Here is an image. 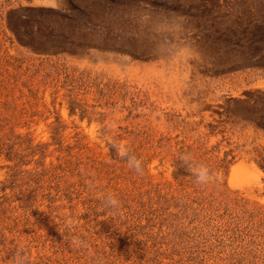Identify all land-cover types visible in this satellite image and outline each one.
<instances>
[{"label":"rangeland","instance_id":"374dc122","mask_svg":"<svg viewBox=\"0 0 264 264\" xmlns=\"http://www.w3.org/2000/svg\"><path fill=\"white\" fill-rule=\"evenodd\" d=\"M0 264H264V0H0Z\"/></svg>","mask_w":264,"mask_h":264},{"label":"clouds","instance_id":"9594fccd","mask_svg":"<svg viewBox=\"0 0 264 264\" xmlns=\"http://www.w3.org/2000/svg\"><path fill=\"white\" fill-rule=\"evenodd\" d=\"M126 151L127 150L125 149V152ZM129 162L133 167H136L137 170H140V164L138 161L135 160V158L129 157ZM192 171L196 177L197 182L200 184H207L214 179L210 169L205 165H200L192 169ZM107 204L112 207H118L119 201L114 196L109 195L107 197Z\"/></svg>","mask_w":264,"mask_h":264},{"label":"bare ground","instance_id":"6f19581e","mask_svg":"<svg viewBox=\"0 0 264 264\" xmlns=\"http://www.w3.org/2000/svg\"><path fill=\"white\" fill-rule=\"evenodd\" d=\"M260 168L254 162H248L243 159L240 163L232 168L231 181L236 179L249 180L258 178L261 175Z\"/></svg>","mask_w":264,"mask_h":264}]
</instances>
